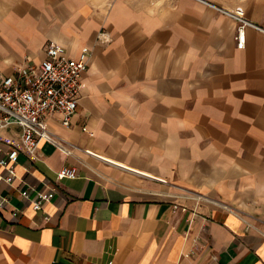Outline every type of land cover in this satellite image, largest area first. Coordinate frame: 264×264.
<instances>
[{
    "label": "crops",
    "instance_id": "1",
    "mask_svg": "<svg viewBox=\"0 0 264 264\" xmlns=\"http://www.w3.org/2000/svg\"><path fill=\"white\" fill-rule=\"evenodd\" d=\"M50 40L88 64L70 125L0 166V264H264V0H0V80Z\"/></svg>",
    "mask_w": 264,
    "mask_h": 264
},
{
    "label": "built area",
    "instance_id": "2",
    "mask_svg": "<svg viewBox=\"0 0 264 264\" xmlns=\"http://www.w3.org/2000/svg\"><path fill=\"white\" fill-rule=\"evenodd\" d=\"M223 11L236 22L235 39L237 47L241 48L244 44V29L253 24L244 18L240 9ZM96 40L108 44L112 37L107 29L101 27ZM44 53V58L36 67L18 69L15 75L3 76L0 80V130L11 125L20 129L18 141L5 142L7 147L0 148V166L7 172L4 177L7 183L15 176L19 153L33 157L41 141H52L47 128V116L51 113L60 114L62 125L68 127L77 107L81 76L87 68L90 48L83 45L75 56H69L62 45L50 40L46 43ZM61 149L69 152L65 148ZM75 176L73 167L63 166L56 173L57 180L73 179ZM31 192L34 195L29 198ZM55 192L56 186L44 191L29 187L21 190L20 195L24 200L30 199L34 210L43 212L44 204L50 201ZM6 202L7 197H0V206Z\"/></svg>",
    "mask_w": 264,
    "mask_h": 264
}]
</instances>
